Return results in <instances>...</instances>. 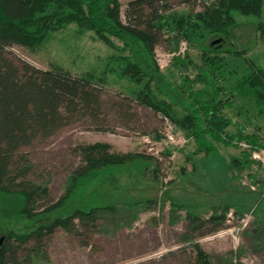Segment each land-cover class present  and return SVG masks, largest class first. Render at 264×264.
Segmentation results:
<instances>
[{"label":"rangeland","instance_id":"rangeland-1","mask_svg":"<svg viewBox=\"0 0 264 264\" xmlns=\"http://www.w3.org/2000/svg\"><path fill=\"white\" fill-rule=\"evenodd\" d=\"M129 1L120 0L122 11ZM191 9L181 4L174 6L173 12L186 15ZM260 23L264 24V14L255 19L239 17L233 29L234 40L220 46L216 36L194 43L182 40L175 52H169L167 43H162L155 50L159 74L152 84L153 93L159 100L173 102L175 116L182 118L189 104V92L184 93L185 78L194 81L192 91L209 94L213 79L224 88L219 99L234 102L233 108H223L225 116L232 120L226 135L242 130L258 136L264 144V116L258 117L251 98L233 93L237 78L248 73L250 63L264 67ZM110 40L116 49L93 31L70 23L50 30L39 47L13 46L8 52L9 57L43 70L57 65L77 76L106 79L102 107L114 133L102 134L76 125L23 149L34 165V175L29 179L46 186L55 201L66 194L69 176L80 163L75 154L78 145L105 143L115 153L154 159L115 169L108 167L81 180L66 209L75 208L81 198H96L115 204L116 210L99 213L95 227L86 235L58 228L44 240L45 259L34 264H196L192 242L185 240L188 209L203 218L215 209L227 213L224 229L196 240L211 264H264V149L251 152L245 143H213L216 148L207 156L197 151L192 136L168 118L137 104H133L137 123L125 126L117 115V105L127 102L140 85L121 75L119 57L137 58L122 42ZM203 48L218 51L206 54L216 57L215 74H210ZM224 50L243 52L235 55ZM182 60L186 68L180 65ZM242 151H250L252 164L233 163V159H241ZM131 203L139 205L131 208ZM21 208L19 198L0 193V243L11 230L25 233L31 229V223L19 214Z\"/></svg>","mask_w":264,"mask_h":264},{"label":"trees","instance_id":"trees-1","mask_svg":"<svg viewBox=\"0 0 264 264\" xmlns=\"http://www.w3.org/2000/svg\"><path fill=\"white\" fill-rule=\"evenodd\" d=\"M181 4L191 7L192 11L186 15L174 13V6ZM263 14L264 0H131L124 11L120 0H0V193L19 198L22 201L19 214L32 225L25 233L13 230L6 233L0 243V264H34L44 260V240L58 228L80 236L91 232L99 213H113L116 207L106 199L84 201L81 198L75 208L66 209L78 183L108 167L115 169L154 160L141 154L112 152L111 146L105 143L78 145L75 154L80 163L69 176L66 194L55 201L46 186L29 179L34 175V165L23 149L76 125L102 134L114 133L102 107L106 79L97 81L87 74L77 76L57 65L48 70L37 68L9 57L13 46L39 47L50 30L70 23L93 31L115 49L110 39H117L137 58L120 56L119 64L123 65L120 73L140 85V90L127 97V102L117 105V115L125 126L129 128L130 124L137 123L133 110V104H137L168 118L192 136L197 151L207 156L216 148L213 143H245L251 152L260 151L264 144L256 135H247L242 130L236 135H226L232 120L225 116L223 108H233L234 102L219 99L224 88L216 85L215 80H210L213 89L209 94L204 90L192 91L194 81L185 78L184 93L189 92V104L182 118L175 116L173 102L157 98L152 84L159 74L155 50L162 43H167L169 52H175L182 40L194 43L216 36L220 46L234 40L233 29L239 17L255 19ZM258 28L264 34V24L260 23ZM169 34H173L171 39ZM202 51L210 74H215L216 57L206 54L218 51L213 48ZM223 52L238 55L243 51ZM180 63L186 68L185 60ZM233 93L251 98L258 117H263L264 67L250 63L248 73L237 78ZM250 151H242L241 159H233V163L236 166L252 164ZM138 205L131 203L129 207ZM174 206L181 208L176 203ZM226 214L225 210L219 213L215 209L208 218H203L191 209L186 211L185 240L192 242L196 264H211L196 240L224 229Z\"/></svg>","mask_w":264,"mask_h":264}]
</instances>
